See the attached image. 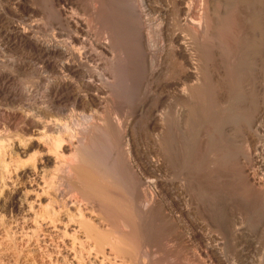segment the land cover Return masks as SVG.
Listing matches in <instances>:
<instances>
[{
	"label": "bare ground",
	"instance_id": "obj_1",
	"mask_svg": "<svg viewBox=\"0 0 264 264\" xmlns=\"http://www.w3.org/2000/svg\"><path fill=\"white\" fill-rule=\"evenodd\" d=\"M233 35L252 39L263 61L264 0H0V95L25 108L0 109L19 129L18 142L0 133V166L18 168L30 150L42 163L26 202L3 204L32 213L33 235L55 238L50 263L181 264L163 253L162 226L183 264H247L261 248L264 257L263 212L251 226L264 177L232 149L229 121H201L205 72L218 109L230 104L223 56ZM13 72L36 80L22 88Z\"/></svg>",
	"mask_w": 264,
	"mask_h": 264
},
{
	"label": "rangeland",
	"instance_id": "obj_2",
	"mask_svg": "<svg viewBox=\"0 0 264 264\" xmlns=\"http://www.w3.org/2000/svg\"><path fill=\"white\" fill-rule=\"evenodd\" d=\"M38 4H40L39 6L40 8L41 7L43 8L42 1H39ZM244 38L245 37L243 35L242 36L238 35V37L233 35V37L231 38L232 40L230 41L231 44H227L226 45L227 48L225 47L227 50H225L226 53H224L223 57L225 58L224 64L227 66V69L229 68L228 70L230 73V76H229L230 79L228 81L230 83L228 84V88L230 86V92H231L229 93V98H230L229 103L230 104L228 105L226 109H223L220 106L218 109V106L216 104V96H215L216 91H215V87L213 86L214 84L212 82L213 78L211 79L212 73L210 72L211 76L209 72H208L209 74L205 72L207 75L204 73V76L206 77V79L208 78L207 79L208 82L204 90L205 91L204 95L207 93L208 94L206 95L207 97L204 96L202 100V102L204 103L206 102V103L205 104L202 103L203 109L201 112V121L203 123L215 117H219L220 121H224V119H226V121H229L230 125L233 127L231 137H230L231 139L233 138L232 139L233 141L230 139L232 141L231 143L232 149L234 150L235 153L243 152L241 155V159H243L245 163H248L250 158L251 159L254 158V161L250 164V170L251 171L255 170L259 174V176L264 177V109L262 112H260L258 119L254 123L251 124V122L253 121L252 118H253V114L255 113V110H257L261 105L264 106V59L261 58L263 61L260 60L257 46L255 45L256 43H254L252 39L249 40V42L247 43L246 38L245 39ZM252 41L254 44L252 43ZM245 45L250 48H246ZM255 49L257 50V52L254 51ZM247 55H248V59H246ZM13 56H18V54H15L12 51L7 53V58L13 59ZM225 60H227L226 62H228L227 63L228 65L226 64ZM258 60L261 63L263 62L262 63L263 66L261 65L260 62H259L260 65L257 64ZM101 61H105L103 56H101ZM256 64L258 66H256ZM148 66L149 65H146L145 69L141 72L144 80L149 75L150 67ZM13 74L16 77L17 84L22 88H27L31 84V82H34L36 80L35 75L32 72L31 74L30 72L25 73V74L13 72ZM245 86L246 87L248 86V87L246 88ZM40 89L42 90V88H39V90L37 88L33 93L38 98H40L43 93L42 92L43 90L41 91ZM142 90H143V87H142ZM139 93H140L138 94L139 96L136 95L135 98L129 99V101H127V104L130 102L127 105L128 106L127 109H129V111L133 110V108L137 105L138 100H141L143 98L141 91ZM138 97L140 99H138ZM244 103L245 104L248 103V104L245 105ZM132 104H134V106ZM10 108L20 110L21 112H23L25 109L23 108L20 102L12 103L10 100L4 99L3 95L2 96L0 95V109L4 111L5 109L8 110ZM207 108H210V109L207 110ZM206 116H210V117H206ZM0 122H1L0 123L1 125L0 133H1V136L4 138V140L7 139L13 142H18L17 135L19 136V129L18 128L16 129V127H13V128L8 127L5 120L3 119H0ZM36 137H39V136H36ZM143 137H144V140L146 139L145 141H148V139L145 138V136ZM251 137L254 138L253 139L254 142H252L253 140H251ZM33 153L34 152L30 150L29 152L24 153L22 156H20L19 159L15 158V163L13 162V164L17 163V164H21V166H19L18 168L13 167L14 165L10 166L9 168L10 172H8L5 168L3 169V167L0 166V264H53V263H50L51 259H49L50 258L49 253L52 252L53 254L52 253L51 254L53 256L57 255L56 244L53 242L55 238L53 236L51 237V235L48 232L43 231L41 233L39 230H37V233L35 235L31 233V230L33 228V224L31 223L33 222V220L30 214L32 215V213L25 212V213L20 214L15 208L12 209V207L11 208L7 207L5 209L4 204H3L8 197L7 195H15V196L17 195V197L20 198L22 203L26 202L27 193L25 192V190L27 188L25 189L24 186L30 184L31 181H33L32 184H36L35 179H38L40 175L39 174L40 170L38 167H40L42 164L40 162V159L37 160L39 156L36 157L35 162L32 161ZM34 164H36V167H37L36 169L34 167ZM47 169L48 171L50 170L49 172H51L53 170V165L49 164L47 166ZM35 170L37 172L36 175H35ZM48 179L49 181L51 179H53V181L55 182L59 181V178H57V175L55 174L50 175ZM50 191L53 193L52 190ZM31 192H30L31 194L29 195L30 197H33L36 194V192L32 191V189H31ZM44 194H42L43 196H41V199L44 200L45 202L47 196L49 197V195L46 194L47 196H45ZM65 195H66L65 197L68 198L70 196V193L66 192ZM109 200H111V198ZM262 209L263 210L259 211L260 212L259 214L256 213L259 217L256 214H255L256 216L255 215L252 216L254 220L253 219L251 220H252V223L254 221V224H253L254 226L252 225V223H251V226L253 228H256L258 224H260V222L263 221V219L261 218H263V215H264V207ZM63 212L64 211H62V213ZM261 212H263L262 213L263 215L261 214ZM256 222L258 223L256 224L257 226L255 225ZM105 229L108 231L110 227L106 225ZM159 231H160L159 233L165 236L163 238V236H161L160 234L161 238L164 240V244L166 243L164 245L165 248L163 250L164 251L163 253H165L167 249L168 250L171 249L172 254H173L172 256L173 259L174 260L177 259L179 263L183 264V261L185 260V257H184L185 252H184L183 247L180 245H175L173 242H170L168 240L167 227L162 226L161 229L159 228ZM104 241L106 243V248L108 249L111 246L110 243L113 242L114 240H113V237L111 238L110 235H105ZM53 248L56 251H54ZM152 249H154L155 251L158 250V248L155 246L152 247ZM261 249H259V251L253 254L251 262H247V264H251V263L261 264L259 262L264 261V257L262 256V252H261L263 250Z\"/></svg>",
	"mask_w": 264,
	"mask_h": 264
}]
</instances>
